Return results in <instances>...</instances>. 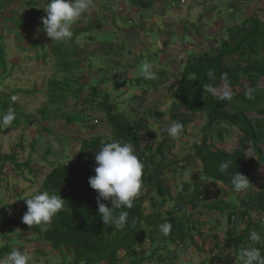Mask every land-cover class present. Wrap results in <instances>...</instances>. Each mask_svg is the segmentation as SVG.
<instances>
[{"label": "trees", "instance_id": "16d2710c", "mask_svg": "<svg viewBox=\"0 0 264 264\" xmlns=\"http://www.w3.org/2000/svg\"><path fill=\"white\" fill-rule=\"evenodd\" d=\"M35 3L37 4V0ZM131 3L143 7L147 5L145 0H131ZM16 4L14 0H0V20L6 22L8 31L11 29L12 22L9 20L11 16L6 15L5 9L12 5L15 8L14 12L18 9ZM37 6L38 10L44 11V6L39 4ZM261 14L264 15V2L257 13L247 18L242 17L239 22L230 26L226 37L217 42L212 51L193 55L189 59L180 84L175 89L176 101L171 104L169 110V119L181 123L184 130L189 123L195 121L197 116L206 117L205 125L201 128L202 138L199 142H195L193 153L201 162L205 180L211 179L214 183H222L228 187L222 190V198L206 203L205 180L201 182L189 180L178 194L181 197L178 203L163 214L161 208L164 207L170 191V186L163 176L173 164L167 156L171 150L168 139L164 138L154 146L153 142L157 141L159 135L150 130L147 118L140 116L138 122L130 123L124 114L115 116L113 113L115 106L110 102L107 90L106 92L103 90L105 101L96 104V101H100L99 95L103 94L102 90L93 87L90 90L93 94L91 98L89 92L82 96L83 90L80 87L79 94L75 96L78 102L75 106L79 103L83 106L91 103L93 107L98 108L100 105V109L103 111L105 109L107 116L113 122L111 137L104 140V136L100 135L82 139L78 157L72 158L73 160L68 163H59L50 171L43 172L44 177L39 192L47 191L65 198L64 209L53 217L46 231H42L38 225L30 227L22 222V217L27 211L26 199L23 201L20 217L16 218L11 216L7 204L0 197V224H3V227L18 228L23 232H32L39 240L45 241L54 251L59 252L62 257L72 255L70 264H123L126 259L127 264H143L145 261L153 264V260L165 264L168 256L164 252H170V246L177 241L195 237L192 232L197 228L196 220H193V212L189 211L190 209L195 211L203 206L211 207L212 210L227 217L226 253L222 254V257H215L213 264H220L223 259L229 264H242L239 253L250 246L258 247L264 255V180L260 182L255 173L256 167L264 166V86L260 85L261 80L264 79V17ZM16 29L19 34L20 27ZM6 30L7 28L0 30V82H5L10 77L6 62L7 47L4 43ZM77 55L76 49L72 54L70 52L67 55L66 64L68 61L70 64L79 63ZM209 71L214 74L212 79H209L207 75ZM204 84H212L221 94V88H227L231 91L232 98L219 101L216 97L202 92ZM9 87L5 85L0 89V118L8 112L9 108L15 115L10 126L5 128L0 126V132L6 134L12 129L10 127L20 122V107L17 103L9 98L4 100L1 97L2 92L13 91ZM69 91L71 90L64 88L58 91L56 96L63 97L66 103L71 98ZM63 107L67 110L66 105ZM86 111V109L79 111L80 121L84 120L82 115ZM67 114L68 111L64 113V116L68 124L79 121ZM165 114L164 111L152 112L153 119L159 125L163 136L168 134L165 125H168L167 118L164 123L161 122ZM222 124L236 127L240 131L239 147L233 151L216 145L218 141L224 139L223 133L226 128L220 127ZM215 130L216 132H213ZM145 138L149 142L144 143ZM112 141L131 143L135 154L143 164L142 190L134 201V206L131 209L120 208L114 211L117 216L122 211L127 213L125 226L122 229L104 225L98 214V193L89 184V178L95 175L96 152L101 149L103 143ZM19 145L22 143L20 142ZM32 149L34 150L35 146L32 145ZM249 150L252 151L251 154L248 153ZM50 152L51 150H48L46 153L49 155ZM0 158H2L0 159V184L6 176L4 172L6 160H10L15 170L34 172L36 177L41 175L40 171L36 173V170L30 166V158L22 162L15 154L6 155L4 158L0 156ZM45 158H48L47 155ZM157 158L160 160L157 161ZM190 160L191 155H188L186 161ZM224 162L229 163V168L225 173H220L219 165ZM238 171L251 181L244 196H239L241 192H234L231 184L232 175ZM144 190L146 193L142 194ZM15 192L19 195L17 191ZM153 192H157L158 197ZM232 195L237 197L238 204L237 201L229 198ZM146 201L150 204L151 212L149 213H146ZM101 202L109 207L112 206L111 200ZM165 223L171 225L170 234L167 237L160 232V225ZM144 224L148 227L144 228ZM241 225L244 227L242 228ZM252 231L260 234L259 242H252L249 239ZM4 235L0 230V236L3 237L0 243V260H4L15 247L10 243L11 239L8 238L7 242V237ZM217 235L214 236L216 239L219 236ZM148 238L151 240L149 241ZM155 243L156 246L153 248ZM19 248L22 250L21 247ZM122 253L124 256H120Z\"/></svg>", "mask_w": 264, "mask_h": 264}, {"label": "rangeland", "instance_id": "374dc122", "mask_svg": "<svg viewBox=\"0 0 264 264\" xmlns=\"http://www.w3.org/2000/svg\"><path fill=\"white\" fill-rule=\"evenodd\" d=\"M14 1L17 3L16 6L19 10H15L14 12L12 10L13 13L9 8L6 10V15H11L9 18L12 22L10 31H8L6 22L0 20V30L1 28H7L4 43L7 47V71L10 73V77H8L5 82H0V89L6 85L7 87L10 86L9 88L13 90L5 91L7 93L2 92L1 97L4 98V100L9 98L17 103L18 107H20V122L16 126L10 127L12 129H10L9 133L0 132V156L4 158L6 155L15 154L17 159L21 162L30 158V166L36 170V173L38 171L41 172V175H39V177L37 176V178L34 172L29 173L26 170H15L10 160L4 162V172L6 176L0 184V197L8 204L11 216L19 218L24 199L40 191L43 182L42 179L44 177L43 172L50 171L59 163H68L75 159L81 149V140L90 139L95 137L96 133H99L97 127H95V123L99 121L94 120V118L98 116L96 112L97 109L88 108L86 114L84 113L82 115V119L84 120L81 122L79 119L80 113L77 112L80 111V103L75 106V103H78L75 96L79 94V88L82 87V96L89 92L91 97L93 94L90 90H92L93 87H101L100 84L103 83L102 88L104 87V92H106L105 90L108 91L110 101L114 94L117 96L124 93V98L120 101V107H125L126 103L124 104L122 101L127 100V98L129 99V97H134L135 91L138 89L136 80L139 82L146 80L143 74V67L145 63L149 62L150 58H154L153 54H156L158 50L157 40L160 39V33L155 32L152 35L153 41L151 47L148 49L141 47L136 53L135 50L133 51L135 54L138 53L139 57L137 58H139L141 62L139 76L138 73L135 74L136 80L129 78L127 73L121 78L119 73L122 69L112 70L108 68L106 65L108 58L104 55L91 54L89 56L90 61L83 60L79 61V63L73 62L71 64L68 61L66 64L68 60L67 55L70 52L72 54L75 49L80 53L83 52L87 54V46L90 47L89 43L93 44V46L97 45L96 47L100 48V43H102L103 40L111 42L120 40L121 33L118 27L119 25L121 27L126 25L128 20H125L124 16H122L123 12L119 9L121 6L119 0H92L90 9L72 25L73 37L64 42H54L43 30L41 18L47 15L45 6L50 0H37V4L35 3L36 0ZM129 1L131 2V0ZM38 4L44 6L43 12L37 9L39 8L37 6ZM106 6L108 8L110 7L108 10L112 15L106 11L107 15L102 17V20L104 23L107 21V23L96 33L95 27L97 25H95L94 22L89 24L87 19L88 15L93 14L92 11L104 14L106 13ZM136 6L140 5L136 4ZM101 8L102 10H100ZM21 11L22 14L20 13ZM262 16L264 17V15ZM4 18L5 17H3V19ZM108 20H111V22ZM213 23L214 20L210 26H212ZM16 27H20V29H18L20 32L19 34ZM225 32L227 33V29ZM86 35L87 38H85ZM183 35L187 43H194L195 39L192 35L187 36L185 31ZM226 35H224V37ZM174 39L175 42L181 41L179 36ZM222 39L220 38L219 40ZM202 48L205 50V45ZM212 50L213 48L209 51ZM65 52L67 53L65 54ZM85 58L87 57L83 55V59ZM91 70L98 74L93 75V73L90 72ZM125 85L127 90H124ZM260 85L264 86V79L261 80ZM64 88L71 90L69 91L71 98L66 102L67 104L63 97L60 95L56 96L58 91L60 92ZM73 88L75 89L74 91ZM221 90L223 92L224 88H221ZM91 98L89 99L91 100ZM99 100L100 101H96L95 103H100L104 100V93L99 95ZM175 101L174 97L166 109L164 119H161L162 123L166 121V118L169 119V110L171 104ZM64 105L67 106V110L63 107ZM57 108H60V110H57ZM66 111H68L67 116H72L75 120L79 119V121L76 120V123L68 124V120L64 116ZM145 115L147 116L148 113ZM205 118L206 117L197 116L193 123L187 125L186 130H183L179 138L173 139L168 134L163 136L160 133L157 141L153 142L155 146L157 142L166 138L168 139V145L171 146L170 153L167 154V156L173 161V164L164 172L163 176L170 186L169 195L167 196L168 199L164 207L161 208L163 214L178 203L177 200L181 198L178 194L181 192L182 188H184L187 181L201 182L205 180L202 173L203 168L201 162L195 158L193 153L195 142H199L202 138L203 134L201 128L205 125ZM167 121L168 125L165 124L166 128L170 127L174 122L171 120ZM103 122L109 127V121L106 116H104ZM96 126H98V128L102 127L101 133L104 132V125L98 123ZM5 127L6 126H3V128ZM220 127L226 128V131L223 133L224 139L218 141L216 145L228 151H233L238 148L239 129L228 125L226 126L225 124H222ZM213 132H216V130ZM105 134H107V137L111 135L108 133ZM145 139L146 141H144V143L149 142L147 138ZM20 142L22 145H19ZM32 145L35 146L34 150L32 149ZM48 150H51L49 155L46 153ZM248 153L251 154L252 151L249 150ZM46 155L48 157L47 159L45 158ZM188 155H191L190 161H186ZM159 160L160 158H157V161ZM176 161L178 162L175 163ZM255 173L259 181L263 182L264 166L260 165L256 167ZM204 189V198L206 203H209L216 198H222V190H226L228 187L222 183L218 184L214 183L211 179H206ZM15 191H17L19 195L16 194ZM144 193H146V190L142 191V194ZM245 193V191H242L239 193V196H244ZM153 194L155 196L158 195L157 192H153ZM229 198L235 202L237 201L238 204V199L235 195ZM149 212H151L150 204L149 201H146V213ZM189 212H193V219H204V221L220 216L219 213L212 210L211 207L205 208L200 206L195 211L190 209ZM225 218V216L222 218L224 225L227 222ZM146 227H148V225L144 224V228ZM241 227L243 228L244 225H241ZM0 230H2L5 234L4 236L7 237V242L11 239L10 243L16 246L14 248L21 247L23 251L29 253L31 258L30 264H70L73 259V256L70 254L67 257L66 255L62 257L59 252L54 251L45 241L39 240L32 232L28 233L24 231V233L23 230L18 228L14 227L12 229L11 226L3 227L2 225ZM220 234L221 233H219V235ZM224 234L226 237L225 231ZM148 239L149 241L151 240L150 238ZM221 240L222 238H220V241ZM1 241H3L2 236H0V243ZM155 246L156 243L153 244V248ZM164 253L166 255L169 254V252ZM120 256H124V253ZM231 258H233V256H231ZM156 262L154 264H156ZM123 264H127V259ZM143 264L149 263L145 261Z\"/></svg>", "mask_w": 264, "mask_h": 264}, {"label": "crops", "instance_id": "0c3cea01", "mask_svg": "<svg viewBox=\"0 0 264 264\" xmlns=\"http://www.w3.org/2000/svg\"><path fill=\"white\" fill-rule=\"evenodd\" d=\"M145 2L147 5L143 7L136 6L129 0H119V4H121L119 9L123 12L122 16H124L125 20H128L126 25L123 27L119 25L118 27L121 33L120 40L117 42L103 40L100 43V48L96 47L97 45L95 44L93 46V44L89 43L90 47L87 46V54L77 51V59L79 61H90L89 56L91 54L104 55L108 58L106 62L108 68L112 70L122 69L119 73L121 78L127 73L129 78L136 80L135 74L138 73L139 76L141 62L137 58L139 57L138 53H135L141 47L144 49L151 47L152 35L155 32L160 33V39L157 40L158 50L156 54H153L154 58H150L149 62L145 63L151 66L153 78L146 79L140 83L136 80L138 89L135 91L134 97H129V99L122 101V103H126L123 108L120 107V101L124 98V93L117 96L114 94L113 98H111L110 102L115 106L113 111L115 116L124 114L130 123L138 122L140 116L153 111L166 112L171 100L175 97V89L180 84L184 68L189 59L193 55L205 53L214 48L220 38L226 37H224L227 34L225 32L226 29L239 22L242 17L247 18L257 13L264 0H145ZM7 8L11 12L15 9L12 5L7 6L5 10ZM108 9L110 7L106 6L105 12L108 11L112 15ZM92 12L93 14H89L87 19L89 24L94 22L97 25L95 27L97 33L107 23V21L104 23L102 20V17L107 15V12L104 14L97 13V11ZM213 20L214 23L210 26ZM108 21L111 22V20ZM184 31L187 36L192 35L195 39L194 43L189 44L185 41L183 37ZM178 36L181 41L175 42L174 38ZM85 38H87V35ZM204 45L205 50L202 48ZM134 50L135 53H133ZM83 55L87 58L83 59ZM90 72L93 75L98 74L93 70ZM100 85V91H103V83ZM124 90H127L126 85ZM79 106L80 111L93 107L91 103L84 106L81 103ZM93 108L97 109V118L100 119L101 125H104V132L102 133V127L98 128V126H95L99 132L95 136H104L105 140L107 138L105 133L112 135V119H109L105 109L104 113H102L99 107ZM149 115L151 116V114ZM104 116L109 121V127L103 122ZM149 120V128H151L153 124L150 123H153V118L150 117ZM5 204L7 203L5 202ZM184 212L186 213L185 209ZM223 217L220 215L205 221L204 219H193L196 220L197 227L192 232L195 237L191 236L185 241H177L170 246V252L167 255L168 259L165 264H213L215 257L211 254V248L212 246L223 244V241H225L224 231L228 227L227 222L224 227ZM225 219L227 221V218ZM219 233L221 234L219 235ZM216 234L219 235H217V239L214 237ZM220 238H222L221 241ZM218 250L217 255L225 253V249L218 247ZM155 262L153 261V264ZM156 264L163 263L158 261ZM221 264H226V261L223 259ZM227 264L229 263L227 262Z\"/></svg>", "mask_w": 264, "mask_h": 264}, {"label": "clouds", "instance_id": "9594fccd", "mask_svg": "<svg viewBox=\"0 0 264 264\" xmlns=\"http://www.w3.org/2000/svg\"><path fill=\"white\" fill-rule=\"evenodd\" d=\"M91 4L92 0H50L45 6L47 15L41 18L43 30L54 42L70 40L73 37L72 25L90 9ZM143 74L146 79L153 78L149 64L144 65ZM207 75L209 79H212L214 74L209 71ZM202 92L216 97L219 101L232 98L229 89L225 88L221 94L212 84H204ZM91 108L93 109V107ZM101 112L104 113L102 109ZM149 114L143 115V117L148 120L150 117L153 118L152 112ZM14 119L15 115L9 108L8 112L0 118V126H10ZM94 120L99 121L95 123V126L100 123V119L97 117ZM167 120L170 121L168 118ZM150 124H153L150 130L159 135L160 128L154 119L153 123ZM183 130V125L179 122H173L166 129L168 135L173 139L179 138ZM95 162V175L89 178V184L98 193V214L104 225H112L115 229H122L125 226L127 213L122 211L117 216L114 211L120 208L131 209L134 206V201L142 190L143 164L135 154V149L131 143L118 141L103 143L101 149L96 152ZM228 168L229 163H221L219 172L225 173ZM250 183L249 178L239 171L231 177L233 191L236 193L247 190ZM64 200L65 198L62 196L50 194L47 191L38 192L26 198L27 211L22 217V222L30 227L38 225L42 231H46L47 226L52 223L53 217L64 209ZM104 200H111L112 206L109 207L101 202ZM224 216L226 217V215ZM232 221L234 220L232 219ZM1 225L3 226V224ZM170 230V224L160 225V232L165 237L170 234ZM249 239L252 242H259L261 237L258 232L252 231L249 234ZM218 247L225 249V241L220 246H212L211 254L213 257H222V254L217 255ZM30 259L27 251L13 248L6 259L0 260V264H30ZM239 260L242 261V264H264V255L258 247L250 246L240 251Z\"/></svg>", "mask_w": 264, "mask_h": 264}]
</instances>
